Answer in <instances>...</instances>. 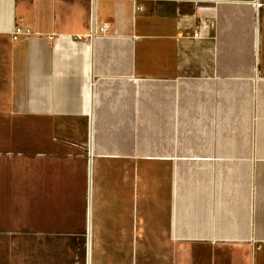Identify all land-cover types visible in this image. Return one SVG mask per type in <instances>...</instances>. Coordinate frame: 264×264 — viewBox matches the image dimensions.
<instances>
[{
  "label": "crops",
  "instance_id": "1",
  "mask_svg": "<svg viewBox=\"0 0 264 264\" xmlns=\"http://www.w3.org/2000/svg\"><path fill=\"white\" fill-rule=\"evenodd\" d=\"M263 121L264 0H0V264H264Z\"/></svg>",
  "mask_w": 264,
  "mask_h": 264
},
{
  "label": "rangeland",
  "instance_id": "2",
  "mask_svg": "<svg viewBox=\"0 0 264 264\" xmlns=\"http://www.w3.org/2000/svg\"><path fill=\"white\" fill-rule=\"evenodd\" d=\"M260 124V123H258ZM263 125H264V121H263ZM247 135L249 136H263L264 137V126L263 128H249L247 130Z\"/></svg>",
  "mask_w": 264,
  "mask_h": 264
},
{
  "label": "built area",
  "instance_id": "3",
  "mask_svg": "<svg viewBox=\"0 0 264 264\" xmlns=\"http://www.w3.org/2000/svg\"><path fill=\"white\" fill-rule=\"evenodd\" d=\"M17 30H20V29H16V31ZM107 31V27L106 26H103V27H100V28H98V27H92V31H91V34H90V37L92 38V37H98V33L99 32H101V33H104V32H106ZM202 33V29L200 30V32H199V34H201Z\"/></svg>",
  "mask_w": 264,
  "mask_h": 264
}]
</instances>
